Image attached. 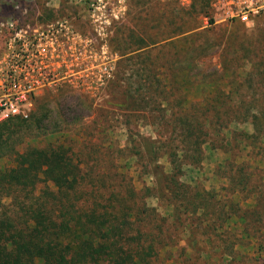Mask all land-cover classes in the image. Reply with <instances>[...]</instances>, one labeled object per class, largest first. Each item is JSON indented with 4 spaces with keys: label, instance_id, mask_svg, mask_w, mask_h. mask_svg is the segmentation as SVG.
I'll list each match as a JSON object with an SVG mask.
<instances>
[{
    "label": "trees",
    "instance_id": "obj_1",
    "mask_svg": "<svg viewBox=\"0 0 264 264\" xmlns=\"http://www.w3.org/2000/svg\"><path fill=\"white\" fill-rule=\"evenodd\" d=\"M210 7V0H193L172 10L159 18L156 33L138 20L118 31L111 44L120 73L107 81L110 99L100 108L58 88L28 118L0 124V160L14 164L0 170L1 195L25 218L24 225L0 219V264H264V169L227 160L223 197L184 181L187 170L201 167L208 145L221 141L233 160L264 143L261 40L241 28L220 50L224 36L199 23ZM116 115L125 120L127 157L109 127ZM86 117L104 125L81 129ZM234 124H250L253 133L232 131ZM75 130L89 137L87 156L63 142ZM121 160L147 168L151 185H123L119 170L128 168ZM174 249L182 252L177 259Z\"/></svg>",
    "mask_w": 264,
    "mask_h": 264
},
{
    "label": "rangeland",
    "instance_id": "obj_2",
    "mask_svg": "<svg viewBox=\"0 0 264 264\" xmlns=\"http://www.w3.org/2000/svg\"><path fill=\"white\" fill-rule=\"evenodd\" d=\"M193 0L184 2L171 0H0V14L10 13V16L0 23L6 24L12 20L18 21L20 25H46L55 23L62 28L59 36L58 44V63L57 69L59 80L55 90L51 93H58V88H63L67 96L87 97L95 103V107L100 108L105 104V101L110 99L107 81L113 82L116 76L120 73L118 62L121 60L119 55L113 50L111 40L118 31H124V28L135 26L142 23L149 26V30L156 33L155 26L162 15H171L172 10L177 8H188ZM211 7L208 10V18L201 17L200 24L205 28H212L214 32L223 35V44L220 50L225 47V39L228 33L243 28L248 35H254L261 40V49L264 50V19L255 18L252 23L245 25L242 22L229 18L223 8H216L212 0ZM170 10V11H169ZM208 19L214 20V25L210 27ZM43 20V21H42ZM263 30V31H261ZM225 33V34H224ZM227 40V39H226ZM3 40L0 38V43ZM218 55L213 59L214 64L218 63ZM250 66L245 67L244 71L248 72ZM122 77V76H121ZM128 77V74H126ZM106 79L103 84L101 79ZM228 90L232 87H226ZM47 92L46 94H48ZM247 95L252 94L251 90L245 91ZM45 97V95H44ZM38 99V103H40ZM193 98L201 100V90H196ZM35 107V109H36ZM125 120L119 115L114 116V119L109 123L117 138V145L123 150V156H129V152L125 150L126 134L123 123ZM53 124V123H52ZM62 127L64 124L58 123ZM85 126L81 129L97 128L104 125L97 122L93 118H85ZM232 131L253 133V127L250 124L231 126ZM141 132L146 136L156 138L157 135L151 127H142ZM162 138L169 136L168 131H162ZM88 136L85 133L71 131L64 139L67 145L72 146L76 153H81L87 156L91 151L87 148ZM158 138V137H157ZM221 142V141H220ZM220 142L213 143L211 146L205 147V155L202 165L199 169H189L185 172L184 181L188 184H200L203 188L209 191L217 192L221 197L225 194L226 187L229 186L227 171L223 168L226 161L231 158V161L236 163L247 162L253 168L259 167L264 169V143L262 147L253 149L248 147L245 152L240 153L235 158L226 154L222 149H219ZM27 144H33L27 142ZM216 149H213V147ZM238 154V153H236ZM121 164H126L128 170H119L125 174L126 181L121 177L123 185L127 184V180L139 189L143 183L151 185L152 180L146 176L147 168H139L134 164L133 160H121ZM162 169L169 173L171 166L166 158L160 161ZM14 164L11 158L0 160V170L12 168ZM146 166V164H145ZM124 172V173H123ZM120 182V180H119ZM91 182L86 183V187L90 189ZM44 185H40L38 190H43ZM0 191V219L10 217L17 224L24 225L25 218L17 209V202L12 199L2 197ZM152 207H158L157 201H151ZM254 203L251 201L244 204V207L253 208ZM163 212L162 209H160ZM235 222H232L234 225ZM180 246H185L187 240L186 235H183ZM256 242V241H255ZM180 251L173 250V259H177ZM163 256V255H162ZM170 256V255H169ZM164 257V256H163ZM168 258V255L166 256ZM167 264H173L167 262Z\"/></svg>",
    "mask_w": 264,
    "mask_h": 264
},
{
    "label": "built area",
    "instance_id": "obj_3",
    "mask_svg": "<svg viewBox=\"0 0 264 264\" xmlns=\"http://www.w3.org/2000/svg\"><path fill=\"white\" fill-rule=\"evenodd\" d=\"M184 2L186 0H171ZM227 17L249 25L264 15V0H212ZM62 28L55 23L0 26V124L28 118L38 99L55 90L59 73L58 44ZM106 79H101L105 83Z\"/></svg>",
    "mask_w": 264,
    "mask_h": 264
}]
</instances>
